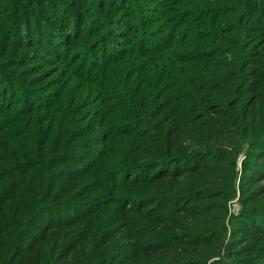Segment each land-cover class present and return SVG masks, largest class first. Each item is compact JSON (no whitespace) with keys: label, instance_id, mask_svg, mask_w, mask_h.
Instances as JSON below:
<instances>
[{"label":"trees","instance_id":"1","mask_svg":"<svg viewBox=\"0 0 264 264\" xmlns=\"http://www.w3.org/2000/svg\"><path fill=\"white\" fill-rule=\"evenodd\" d=\"M102 2L116 16L101 21L102 11L95 14L93 37L81 52L72 49L83 29L73 16L67 24L72 34L46 29L50 43L33 40L51 57L69 48L53 62L61 76L52 83L58 89H39L54 72L39 75L42 69H32L35 91H16L18 75L2 70L12 61L0 63V264H156L138 261L137 250H160V242L174 247L176 237L156 230L162 225L174 231L182 219L161 210L185 215L203 208L202 226L185 238L191 247L196 244L187 262L205 264L219 257V241L228 231L222 221L211 230L206 226V212L218 210L216 201V209L193 203L234 197L233 167L245 151L246 173L264 174V159L251 163L264 155V52L254 55L249 43L254 13L264 0ZM17 19L5 31L22 48L32 40L22 35L34 30ZM4 20L0 17L1 25ZM127 31V41L118 39L126 43L115 40ZM260 32L258 41L264 39V29ZM224 49L234 59L226 68L214 59ZM252 55L250 79L245 64ZM98 121L101 145L94 148L87 136ZM86 155L91 159L81 168L65 165ZM222 164L232 166L230 182L219 189L220 171L228 170ZM164 179H170L166 190ZM243 193L249 200L242 224L251 227L264 219V193ZM132 214L152 229L147 241L117 244L116 226ZM257 229L259 234L231 241L224 264L264 262V223ZM199 243L209 246L207 258L198 252Z\"/></svg>","mask_w":264,"mask_h":264},{"label":"rangeland","instance_id":"2","mask_svg":"<svg viewBox=\"0 0 264 264\" xmlns=\"http://www.w3.org/2000/svg\"><path fill=\"white\" fill-rule=\"evenodd\" d=\"M94 1L97 2L96 4L97 9L95 12L91 13L90 12L91 5H92V2ZM98 1H100V3ZM85 8L86 10H84ZM98 11H102L103 13L101 21L105 20V18L113 19L116 16V13L114 12V10H111V8H108V6H105V3H103L102 0H45L44 2L41 0L39 2L38 0H0V17L3 16V19L5 18V20L3 21L5 23L3 25L0 24V63H3V62L5 63L6 61H12L8 65H5V67L2 68V70L7 73H9L8 71H10V73L16 74L13 76L18 75L17 79L18 81H20L21 84L16 87L17 88L16 91H19V89H21L22 87L23 88L32 87L33 91H35V87L33 86V83L35 79L37 78V76L33 75L32 69H39V70L42 69L39 75L46 74V73H48L47 75H51L54 72V70L57 69L55 68L53 70V62L57 63L58 60L60 59V56L63 57V54L68 55L70 51L68 48L65 50V52H62L64 51L62 50L60 54H58L56 57L54 56L51 57L45 53L44 48L38 47L37 44H39V42H33V40H35L38 37L37 39H42V40L47 39L46 42L50 43L51 39L48 38L44 32L46 29L55 30L61 34L63 32L66 34L68 33L72 34L73 33L72 28L70 27L67 29V24L69 21L68 19L71 16H73L72 20L78 19L79 22L83 24V29L80 28L81 31L79 30L80 31V33H78L79 36L78 38H75V40L77 41L72 46V49H75L81 52V49L87 46L86 44H88L89 42L88 40L93 37L92 35H93L94 30L93 28H90V27L94 23H97V20L95 19V14ZM10 13L14 15V19H12L13 17L11 18L12 15H8ZM258 13L256 12L254 13V16L256 19V22H254V24L256 25V28L254 27L253 30L249 34V37H251V40L249 43L252 45L251 46L252 51L257 50L256 53H253L254 55H256L257 53H261L262 51L264 52V39L258 41L259 37H261L260 35H263L260 32V29H264V22H263L264 3L263 2L260 6V10L258 11ZM15 17H18V19L24 18V20H26L29 23L30 28L34 30V32H32L30 36H28L27 34L24 36L22 35V37L27 36L32 39L29 42L27 41L26 46L22 48H20L19 46H17V44L14 43L15 40H17V36L14 37V33L10 35L8 34L9 31L8 32L5 31L6 29L7 30L12 29V27L15 25ZM37 29H39L42 34L40 35H38V33L36 34ZM123 35H124L123 38H115V40L120 41L119 43L121 44L126 43L123 40H118V39L126 40L128 31ZM225 47H227V45ZM224 50L221 52L220 55L215 56L214 59L217 61H220L222 63V66L226 68V66L233 63L234 59H233L232 54L229 53L230 50H225V51ZM89 53L91 54V52ZM253 59H254V56L251 58H248L247 60L248 62L246 61V64H245V66H247L249 63V66H248L249 68L246 71L250 72L248 74V77H250V79L255 74L253 73V71H251V68L253 66V62H252ZM255 59H259V58H255ZM25 64L28 66L25 67ZM222 66L220 67L222 68ZM64 73H63V76L65 75ZM60 77H61L60 72H54V74L50 76L48 81L40 85L39 89H41L42 91L46 89H50V88H52L53 90L58 89L60 85L52 84V83L53 81H57V79ZM81 86L82 84H79V87ZM248 96H249L248 94H245V97H248ZM93 108L95 109V106H93ZM84 113H87V110H85ZM90 115L91 113L86 115L85 117L87 118ZM90 119H92V123H93V121L96 120V115ZM92 127H94V131L91 132L89 136H87V138L92 137V140L91 141L89 140V141L92 142L93 144L92 146L96 148L98 147V145L99 146L101 145L98 142L100 141V139L99 140L97 139L99 137L98 132L102 128V123L98 121V123L93 124ZM57 130H58V126H57ZM80 132H83V130L82 131L80 130ZM85 157H89V155L80 156L79 158H77L78 161L76 162L69 161L65 165L70 166L72 169L81 168L84 165H87L91 159V158H85ZM263 157L264 155L258 156L255 160H251V163L259 164L261 162H257V161L264 159ZM246 159H247V156H246V151H245V153L239 155L238 159L235 162V166L233 167V170L235 172V178H236L235 179L236 194L234 197L228 198V199L217 198L216 200H211V202L204 201V202H194L193 203L194 206L211 203L210 207L212 209H216V202H217L218 210H211L209 212H206V215H207V225L206 226L211 230L217 227L216 226L217 222L222 221L224 222L227 228V231H228L225 240L222 239V241L221 240L219 241L220 244L222 243V248H220V252H219L220 254L218 258L215 257L213 259H208L205 256V252L208 250L209 246H206V245L202 246V244L199 243L201 247H198L197 250L203 257L207 258L205 259L207 260V263L205 264H217V263L224 264V260L226 259V255H227L228 248H229L228 245L231 243V241L238 240L243 237H247L249 235L254 236L257 233L259 234V230L257 228H259L261 224L264 223V219H263V220H258V222L256 223L254 222L251 227L246 226L245 224H242L244 222V219H246L242 215L244 211V207L246 206L245 202L249 200V199L244 200L246 196H244L243 189H245V192H247V194L254 193V197H256L257 194L264 193V174L263 175L261 174L258 176H255L256 173L254 172L253 173L249 172L247 174L245 166H244V162L246 161ZM219 166L222 169L223 167L228 168V170L226 171L219 170L222 176L217 178L216 183L217 185H219L218 187L220 189V186L222 185V183H227L228 185V183L230 182L228 181V177H230V171H231L232 165L228 166L226 164H222ZM249 176L251 177L250 179H248ZM183 177L184 176L178 178V181H182L184 179ZM244 180L247 181V183H245V186H243ZM167 181H170V179H164L163 180L164 183L162 182L165 190L167 189V185L165 184V182ZM141 187H143V185H141ZM222 188L223 187L221 186V189ZM138 189H141V188H138ZM142 189L145 190V188H142ZM137 193L138 192H135V194L138 196ZM147 207H150V206L147 204ZM134 209H135V206H134ZM134 209L133 211H135ZM187 211H190V209ZM202 211L199 212L195 210L193 212H189L191 214L184 215L182 212L174 214L170 211H166V209L164 210L162 209L161 210L162 214L168 213L169 215H172V216L174 215V217L182 218L181 220L177 221L179 225L174 228V231H168V228L162 225H160L161 227L160 229L157 228L156 230L157 235H160V236L163 235L164 238H167V235L168 236L172 235L176 237L172 240L176 242V244L174 247L171 246L172 247L171 248L167 245L162 244V242H160V245H158V248L160 250L152 249V248L149 250V249H143L142 247L140 248L141 250H137V252L139 253L137 254V258L140 259L138 261H141V263L153 262L156 264H159V263L166 264V262L167 263L180 262V263L192 264L191 262H187V261H189V259L190 260L193 259V257L190 255L193 253L195 254L196 244L191 247L188 244L189 243L187 241L188 238H185V236L188 235V231H196L194 229H198L200 226H202L201 219L198 218V217L204 216L203 214L204 212ZM116 213H118V210H116ZM132 215L133 217L129 216L130 218H128L127 222H125L126 224L128 223L129 226L131 227L132 235L128 234L129 226H127L124 229L126 224L122 223L120 225V222H119L116 226L117 229H119L118 234L115 237L116 239L115 242L117 241V244L127 246L129 243L130 244L136 243L137 238H139L142 242L147 241L146 240L147 236L149 235V232H151L152 229L148 227L147 225H145L143 220H140L139 217L136 216V214H132ZM150 215L151 213L149 214V216ZM168 226H171V222L170 224H168ZM253 226H255L254 229H253ZM86 229L88 230L87 227ZM90 232L95 237H99V232H97L96 229H93ZM95 234H97V236ZM94 236H93L94 239H92L90 243H93V240H96ZM211 237H213V235ZM243 240L247 241L246 239H243ZM87 243L88 242L84 244H87ZM244 245L246 244H243L242 246H240V248L244 247ZM249 247L250 246L248 245V248ZM202 248L206 250H201ZM90 250L91 248L89 247V244H88L85 247L84 252L88 253ZM169 250L171 252H169ZM234 259L235 258H233V260ZM73 263L74 262H71V264ZM262 264H264V262Z\"/></svg>","mask_w":264,"mask_h":264}]
</instances>
